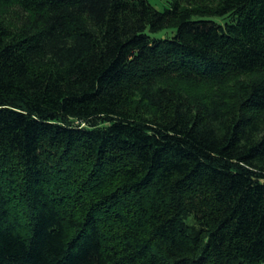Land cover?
I'll list each match as a JSON object with an SVG mask.
<instances>
[{"label":"trees","instance_id":"16d2710c","mask_svg":"<svg viewBox=\"0 0 264 264\" xmlns=\"http://www.w3.org/2000/svg\"><path fill=\"white\" fill-rule=\"evenodd\" d=\"M169 4L0 0V264H264V0Z\"/></svg>","mask_w":264,"mask_h":264},{"label":"rangeland","instance_id":"374dc122","mask_svg":"<svg viewBox=\"0 0 264 264\" xmlns=\"http://www.w3.org/2000/svg\"><path fill=\"white\" fill-rule=\"evenodd\" d=\"M152 5H154L159 10H163L166 7H169V1L170 0H148ZM167 31H162L156 34L158 38L166 37ZM171 34V33H169Z\"/></svg>","mask_w":264,"mask_h":264}]
</instances>
